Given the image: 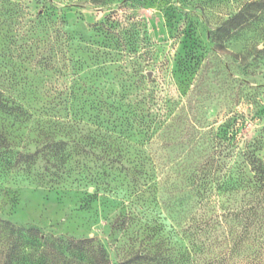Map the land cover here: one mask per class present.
Returning a JSON list of instances; mask_svg holds the SVG:
<instances>
[{"label":"rangeland","instance_id":"rangeland-1","mask_svg":"<svg viewBox=\"0 0 264 264\" xmlns=\"http://www.w3.org/2000/svg\"><path fill=\"white\" fill-rule=\"evenodd\" d=\"M107 1L98 6L91 0H0V88L24 99L35 116L18 131L6 127L11 145L0 150V218L47 236L94 238L119 264L142 243L153 242V228L174 223L178 210L190 209L191 236L181 243L194 247L200 264H264V188L249 165L253 155L264 160V16L218 52L208 35L243 0H147L126 7H121L124 0ZM114 9L137 15L140 25L137 41L121 38L112 47L123 59L139 56L145 76L151 71L156 80L147 86L158 90L163 103L170 102L143 112L148 120L161 115L155 130L131 132L105 151L91 147L88 135L100 122L96 98L105 97L109 86L103 87L85 48L101 44L93 25ZM194 53L203 56L201 67L174 85L161 62L173 65ZM140 81L135 84L144 87ZM136 94L134 89L132 107ZM47 115L59 123H36ZM163 130L170 135L156 138ZM193 132L202 138L201 147L223 149L226 161L223 184H214L203 202L181 176L166 187L152 173L133 174L143 158L187 160ZM59 140L67 142L63 165L42 154ZM25 145L37 153L35 164L18 163L16 153ZM170 194L175 208L168 205ZM25 252V264H52V257H39L32 243Z\"/></svg>","mask_w":264,"mask_h":264},{"label":"trees","instance_id":"trees-1","mask_svg":"<svg viewBox=\"0 0 264 264\" xmlns=\"http://www.w3.org/2000/svg\"><path fill=\"white\" fill-rule=\"evenodd\" d=\"M91 1L98 6H104L109 3L107 0ZM144 1L147 0H124L121 7H126L129 3L138 4ZM263 16L264 0H243L239 2L237 8L226 17L221 18L209 33L208 37L214 45L213 48L218 52H224L227 43L239 31L260 22ZM138 25H140V19H138L137 15L130 13L122 16L119 10L115 9L110 11L102 21L93 25L96 35L103 38V40L101 44L90 43V46L85 49L95 63L98 79L103 81L104 88H107V85L109 88L105 93H102L105 97L97 96L96 98L99 106L98 116L96 117L97 121L100 120V122L95 130L90 127L94 131V135H88L91 147L98 148L101 145L105 151L110 150L114 141H126L131 132L138 131L141 133L145 131V134L148 135L154 129L155 123L160 122L161 115L159 117L157 115L152 120H148L143 115L145 110L147 111L154 105H158L160 101L163 103L162 97L158 95V90L150 89L147 86L156 80L151 79L149 75L145 76L139 56L123 59L117 52L118 48L112 47V44L116 43L114 41H118L121 38L127 40V43L137 41L139 33L135 28ZM192 30L195 31V27ZM179 31L180 29L177 30L178 35L176 37L182 33ZM69 40V44L72 46V39L69 38ZM205 51L208 50L205 49ZM208 56H205L206 60ZM201 59H203V56L194 53L190 55L189 59L181 60L173 65H171L169 60L161 62L160 69L168 71L169 78L174 81L175 85L180 77L190 76L199 66L201 67ZM46 60L48 61V59ZM47 61H45V66L48 68ZM71 61L76 63L72 57ZM71 69L73 70L74 81H78L79 75L76 68L72 67ZM134 78L137 79V82L132 81ZM139 80H142L140 81L141 83L144 82V87L143 85L135 84L139 83ZM118 81H120L118 86L121 91L114 89ZM164 83L165 81L162 82V84ZM134 89L137 94L132 107L131 97L134 94ZM71 99L78 106L79 98L77 93H72ZM23 100L6 94L0 88V150L4 148L9 151L10 149L11 140L7 135L6 127H17L16 131H18L35 118ZM169 102L167 100L163 105L167 107ZM48 109L50 110L51 107ZM50 116H48L49 119L47 120L42 119L43 121L37 119L36 123H59L60 120L57 122L52 121ZM53 117L55 118V116ZM74 122H77L76 119ZM168 127V125H165L164 129ZM169 135L170 133L166 134L165 131L163 134H158L156 138L160 139ZM201 139V137L197 138L195 132L190 136L188 141V161L184 159H164L162 157H152L148 160L143 158L132 167L133 174L140 176L147 172L149 174L152 173L160 178L158 180L159 184L161 183L162 185V182H164L166 187H168L167 184L172 177L177 180L181 176L194 189L196 197L203 202L214 184H223L221 179L226 168V161L222 157L224 156L223 149L218 147H214V149L210 145L201 147ZM66 146L67 142L64 140L55 141L52 145L47 146L49 149L46 147L45 151L42 150L43 157H54L59 159L61 165H63ZM198 148L202 149L199 150ZM211 149L213 150L211 151ZM137 151L141 152L142 150L137 149ZM203 152H206V154L204 156L200 155ZM16 157L20 164H35L37 153L30 151L25 145L21 150L17 151ZM249 165L251 167L250 171L254 173V177L259 182L260 187L264 188V160L253 155L249 158ZM126 170H128V167H126ZM171 185L174 191L178 187L175 182ZM173 198L174 195L170 194L167 198L168 205L175 208L174 205L177 204L175 203L177 201L171 203ZM183 199L185 200V197L179 198L180 201H183ZM174 211L175 209L170 210L169 214L171 215ZM177 213L178 215L173 219L174 223L152 229V243H142L143 247L119 264H200L196 258L197 251L194 247H185L181 243L182 238L187 239L188 236H191L188 231L192 228L195 217L191 215L190 209H180ZM188 220L192 223L188 227H184L183 224H186ZM31 243L34 245L35 252L38 253L39 257L51 256L52 258H50L53 259L52 264H78L73 260L75 258H80L82 264H113L107 250L102 245L96 244L94 238L74 240L47 236L35 227L17 226L0 218V264H14L15 262L25 264L28 256L25 249ZM68 257L73 259H68ZM39 264H45V261L41 260Z\"/></svg>","mask_w":264,"mask_h":264},{"label":"water","instance_id":"water-1","mask_svg":"<svg viewBox=\"0 0 264 264\" xmlns=\"http://www.w3.org/2000/svg\"><path fill=\"white\" fill-rule=\"evenodd\" d=\"M148 75H149V77H151V76H152V72L150 71V72L148 73Z\"/></svg>","mask_w":264,"mask_h":264}]
</instances>
